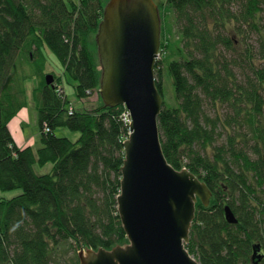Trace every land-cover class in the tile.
<instances>
[{"label":"trees","instance_id":"16d2710c","mask_svg":"<svg viewBox=\"0 0 264 264\" xmlns=\"http://www.w3.org/2000/svg\"><path fill=\"white\" fill-rule=\"evenodd\" d=\"M69 2L71 8L66 0H0V191H21L0 197V264H80V252L129 243L117 203L126 108L72 109L63 78L51 73L53 84L46 83L48 49L79 101L99 94L89 43L105 0ZM160 7V49L170 52L155 64L163 153L212 194L208 206L197 201L185 247L199 264H264V0H167ZM34 79L37 156L18 147L10 130ZM207 106L224 112L211 118ZM59 128L80 133L79 140L57 137ZM36 164L53 169L38 175ZM226 206L237 224L227 222ZM257 247L260 261L253 260Z\"/></svg>","mask_w":264,"mask_h":264},{"label":"water","instance_id":"95a60500","mask_svg":"<svg viewBox=\"0 0 264 264\" xmlns=\"http://www.w3.org/2000/svg\"><path fill=\"white\" fill-rule=\"evenodd\" d=\"M97 42L104 105L124 106L132 119L117 198L129 244L111 251L80 252V264H199L185 244L197 200L208 206L212 194L187 169L172 167L163 153L158 119L164 100L155 82L161 44L157 5L153 0H111ZM53 81L52 75L46 76L47 85ZM225 218L237 224L229 206ZM259 251L254 250V260H261Z\"/></svg>","mask_w":264,"mask_h":264},{"label":"rangeland","instance_id":"374dc122","mask_svg":"<svg viewBox=\"0 0 264 264\" xmlns=\"http://www.w3.org/2000/svg\"><path fill=\"white\" fill-rule=\"evenodd\" d=\"M66 1H67L68 6L71 8V3L69 2L70 0H66ZM72 1L74 3L79 2V0H72ZM110 1L111 0H105V8L108 6ZM153 1L155 5H157L158 10H159V16H160V21H161V33H162V26H165L164 19H163L164 9H162V7L160 6L165 4L167 0H153ZM262 22L264 24V12L262 14ZM97 34H95L91 38V41L89 43V51L96 64L98 74L100 77V83H101L102 77H103V70H102L101 63H100ZM251 37H252L251 40L253 41L252 44L257 45V36L252 35ZM45 53L47 55V64L45 66V73L49 75L53 73L56 76L63 78L62 87L64 88L65 96L71 103L72 109L75 108L77 110L87 111V110H92L97 107H100L102 104H104L100 93L93 95L86 102L79 101L77 99L75 89H74V87L76 86L75 82L72 81L68 76L64 75L62 65L59 63V61L57 60V58L53 55L51 51L46 49ZM169 53L170 52L169 51L167 52V49L163 47L161 51L160 59L165 58V56H168ZM169 81H168V75L165 69L163 70V84L165 86V99L168 103H170L171 101V94L174 95L171 80L169 79ZM25 86H26V92H27V106L10 123V130L12 132V135L18 147L24 148V147L30 146L37 156V152L41 148V141H40V131H39V123H38V113H37L35 103L33 100V95H32L33 90L37 86V80L34 79L31 81H28L26 82ZM206 110H207V114L211 118H214L218 112H220V114L224 112V109L219 110V108L216 109L211 106H207ZM55 134L57 137L68 138L72 142H77L80 138V133L73 132L69 130L68 128H59L55 131ZM222 142H224V138H221L217 143H215V145L219 143L221 144ZM52 169H53L52 164H48L44 167H41L38 164L34 166V171L38 175L51 173ZM20 194H21L20 190L11 191V192H1L0 191V197L4 199H12ZM71 256H74L73 252L71 253Z\"/></svg>","mask_w":264,"mask_h":264},{"label":"bare ground","instance_id":"6f19581e","mask_svg":"<svg viewBox=\"0 0 264 264\" xmlns=\"http://www.w3.org/2000/svg\"><path fill=\"white\" fill-rule=\"evenodd\" d=\"M100 86H101V83H100ZM101 88V87H100ZM99 93H100V89H99ZM104 103V102H103ZM126 108V107H125ZM126 111H127V113H128V116L127 117H124V120H125V122L128 124V127H129V125H130V123H131V121H132V119H131V115H130V113H129V111L126 109ZM128 137H129V135H128ZM128 137H127V139H128ZM126 139V140H127ZM125 140V141H126ZM185 169V168H184ZM183 170V169H182ZM179 171V170H178ZM181 171V170H180ZM198 201V200H197ZM197 203V202H196ZM210 203V202H209ZM119 213V212H118ZM120 217V216H119ZM121 220V219H120ZM122 223V222H121ZM123 226V225H122ZM129 244V243H128ZM100 250V249H99ZM98 250V251H99ZM84 252H86V251H84ZM96 252V251H95ZM84 255H86V254H84ZM258 256H259V252H258ZM254 260V259H253Z\"/></svg>","mask_w":264,"mask_h":264},{"label":"built area","instance_id":"2783aa9c","mask_svg":"<svg viewBox=\"0 0 264 264\" xmlns=\"http://www.w3.org/2000/svg\"><path fill=\"white\" fill-rule=\"evenodd\" d=\"M161 57V49L159 50V53L157 55V60H159ZM128 116V113L126 112V115L124 114L123 117H127Z\"/></svg>","mask_w":264,"mask_h":264}]
</instances>
